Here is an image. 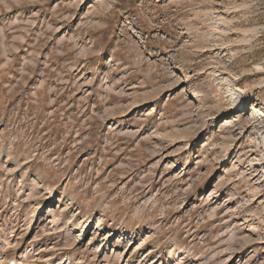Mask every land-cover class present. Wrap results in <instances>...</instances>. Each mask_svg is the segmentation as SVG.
<instances>
[{"label": "rangeland", "instance_id": "1", "mask_svg": "<svg viewBox=\"0 0 264 264\" xmlns=\"http://www.w3.org/2000/svg\"><path fill=\"white\" fill-rule=\"evenodd\" d=\"M0 264H264V0H0Z\"/></svg>", "mask_w": 264, "mask_h": 264}, {"label": "bare ground", "instance_id": "2", "mask_svg": "<svg viewBox=\"0 0 264 264\" xmlns=\"http://www.w3.org/2000/svg\"><path fill=\"white\" fill-rule=\"evenodd\" d=\"M202 145H203V147H202V150H203V151L209 149V147H208L207 144H202ZM227 163L230 164V163H232V161H228Z\"/></svg>", "mask_w": 264, "mask_h": 264}]
</instances>
